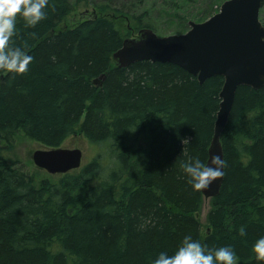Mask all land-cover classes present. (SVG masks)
Returning a JSON list of instances; mask_svg holds the SVG:
<instances>
[{
    "label": "trees",
    "instance_id": "obj_1",
    "mask_svg": "<svg viewBox=\"0 0 264 264\" xmlns=\"http://www.w3.org/2000/svg\"><path fill=\"white\" fill-rule=\"evenodd\" d=\"M107 2L69 25L87 0H49L34 28L17 19L14 46L26 43L33 60L22 75L0 71V264H153L187 235L208 249L230 246L237 264H264L251 252L264 237V86L236 90L220 137L224 180L203 234L204 197L181 163L208 160L223 78L200 84L162 62L116 67L128 30L154 27L146 13ZM76 133L97 152L75 173L30 175L2 156L18 136L58 148Z\"/></svg>",
    "mask_w": 264,
    "mask_h": 264
},
{
    "label": "water",
    "instance_id": "obj_2",
    "mask_svg": "<svg viewBox=\"0 0 264 264\" xmlns=\"http://www.w3.org/2000/svg\"><path fill=\"white\" fill-rule=\"evenodd\" d=\"M262 0H226L219 11L203 22L188 21L185 33L157 36L149 28L122 41L113 54L116 67L126 68L140 61L171 63L191 75L200 84L220 76L223 78L219 109L206 165L211 157L223 160L220 137L233 106L236 90L247 86L254 90L264 86V24L259 19ZM104 74L93 81L100 85ZM34 164L47 173L65 174L80 168L81 149L64 147L36 150L31 154ZM224 173V168L222 169ZM224 175L202 190L205 200L216 197Z\"/></svg>",
    "mask_w": 264,
    "mask_h": 264
},
{
    "label": "clouds",
    "instance_id": "obj_3",
    "mask_svg": "<svg viewBox=\"0 0 264 264\" xmlns=\"http://www.w3.org/2000/svg\"><path fill=\"white\" fill-rule=\"evenodd\" d=\"M49 0H0V71L22 75L28 71L33 57L24 49L14 46L13 37L17 31V19L21 18L26 27H35L47 18L45 9ZM182 143H189L186 138ZM226 166L219 156L211 157L210 165L200 160L189 159L181 163V168L188 178L193 191L206 190L216 180L224 175L222 169ZM246 229L241 226L238 235L245 236ZM251 252L257 261H264V237L259 238ZM238 257L234 250L228 247L208 249L190 235L183 238L177 250L169 255L161 252L153 264H237Z\"/></svg>",
    "mask_w": 264,
    "mask_h": 264
},
{
    "label": "rangeland",
    "instance_id": "obj_4",
    "mask_svg": "<svg viewBox=\"0 0 264 264\" xmlns=\"http://www.w3.org/2000/svg\"><path fill=\"white\" fill-rule=\"evenodd\" d=\"M106 1L107 0H87V5L80 4L77 7H73L70 15L66 19V24H73L83 18H89L91 13L93 11L95 12L93 6H97L101 3L105 4ZM224 1L226 0H141V3H139V0H108L107 3L110 8L123 10L125 14H127L126 11L128 10L134 15H137L138 13H146L144 21L154 27L153 32L157 36H167L185 33L189 29L188 21L201 22V20L204 18L203 10H205V8L207 11V18L209 14L217 13L219 11L220 5ZM69 2L74 4L75 0H69ZM73 6H75V4ZM210 8L212 10H210ZM97 14H100L99 6L97 8ZM109 15L113 14L109 13ZM127 15L130 16L129 14ZM198 17L200 19H198ZM259 19L262 23H264V8L260 10ZM121 27L123 30L122 32L125 33V31H127L129 27H132V25L131 23L129 24L128 22H125L121 23ZM128 31L130 32V35L125 38L134 36L138 30ZM61 146L69 149L78 148L82 150L83 161L81 167L87 164V162L93 158L94 151L97 152L95 150L96 148L91 146L79 133H76L74 136L68 138ZM0 147L4 149L3 144H0ZM10 149V151L2 152V156L4 158L17 160L21 164L19 166L26 174L35 175L38 173H46L51 175L46 171L39 169L31 159V154L34 151L49 148L37 142L25 139L22 136H18L15 138ZM77 170L78 169L74 171ZM74 171L72 170L69 173H75ZM209 209V199L204 200L201 211L198 214V219L201 223L203 234L205 231L207 233L208 229L206 214Z\"/></svg>",
    "mask_w": 264,
    "mask_h": 264
},
{
    "label": "bare ground",
    "instance_id": "obj_5",
    "mask_svg": "<svg viewBox=\"0 0 264 264\" xmlns=\"http://www.w3.org/2000/svg\"><path fill=\"white\" fill-rule=\"evenodd\" d=\"M49 149H50V148H49ZM205 165H206V164H205ZM77 169H79V168H77ZM75 170H76V169H75ZM44 171H45V170H44ZM217 196H218V195H217ZM217 196H216V197H217ZM213 198H214V197H213ZM209 199H210V198H209ZM204 200H205V199H204ZM207 200H208V199H207ZM208 232H209V231H208Z\"/></svg>",
    "mask_w": 264,
    "mask_h": 264
}]
</instances>
